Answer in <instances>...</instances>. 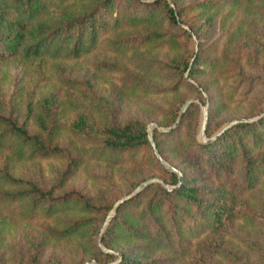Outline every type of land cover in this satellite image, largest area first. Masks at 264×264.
Wrapping results in <instances>:
<instances>
[{"label": "trees", "instance_id": "1", "mask_svg": "<svg viewBox=\"0 0 264 264\" xmlns=\"http://www.w3.org/2000/svg\"><path fill=\"white\" fill-rule=\"evenodd\" d=\"M238 4L264 6V0H0V59L12 56L31 65L43 60H74L100 48L132 56L136 73L123 71L122 89L148 92L151 86L140 75L155 77L165 70L173 82L153 87L171 94L159 124L171 127L176 121L188 96L179 92L188 87L189 95L208 104L204 132L210 138L217 112L237 103L233 90H224L227 87L217 74H235L250 86L253 77L240 75V60L253 55L256 61L259 50L264 56L263 37L257 47L226 45L217 55L205 54V45H212L216 32L215 10ZM193 10L196 19L188 16ZM182 23H187L188 29ZM224 31L227 29L220 34L225 36ZM193 34L198 39L197 49L184 52ZM155 47H166L172 54L152 56L149 52ZM57 105L53 96L29 100L23 117L14 108L6 109L0 100V150L12 161L59 157L65 160L63 179L89 154L107 158L112 164H118L113 161L117 159L122 163L128 155L140 156L136 164L148 162L158 169L142 180L159 174L175 185L167 188L150 181L126 198L101 232L100 242L109 249L105 251L98 244V235L106 213L102 218L89 214L102 205H93L77 191L55 193L54 186L14 176L0 166V208L20 218L41 217L59 224L60 228L52 229L54 233L82 246L77 264L90 259L106 264L116 258L113 264H213V258L234 262L224 248L228 229L236 220L251 226L263 224L247 207L246 199L264 178V116L238 121L217 137L199 141V105L190 102L175 125L153 133L161 157L180 170L179 179V174L164 167L154 154L144 120L130 116L119 123L111 111L101 117L81 111L68 124L81 145L65 144L61 142L63 126L58 122ZM262 112L261 100L259 107L244 116ZM68 213L73 217H67Z\"/></svg>", "mask_w": 264, "mask_h": 264}, {"label": "rangeland", "instance_id": "2", "mask_svg": "<svg viewBox=\"0 0 264 264\" xmlns=\"http://www.w3.org/2000/svg\"><path fill=\"white\" fill-rule=\"evenodd\" d=\"M169 1L172 3V0ZM179 1L187 2L188 0ZM195 12L196 10L189 11L188 16L192 17ZM215 12H217L216 32L212 38V45L210 43L205 45L206 55H217L226 45L237 47L240 46L239 44H243L244 46L257 47L260 45L261 37L264 39L263 5H228L215 10ZM188 21H192V19ZM181 26L187 28L188 24L182 23ZM222 29H227L224 31L225 36L220 34ZM183 43L185 42L183 41ZM197 43L198 39L193 34L192 43H189L188 50L186 43L184 52L190 53L193 49L196 50ZM243 52L246 55L244 47ZM149 53L161 58L172 54L171 51H167L166 47H155ZM253 57L250 55L246 60L243 57L240 60L243 67V72L240 75L253 77L250 86L240 76L239 79L236 78L235 74L226 72L217 74L221 76L218 79L219 82L225 83L227 87L224 90H233V100L237 103L235 105L227 104L217 112L212 122L215 131L210 137L229 121L235 120L233 123L235 124L238 122L236 121L238 118L257 116L258 114L253 116H244V114L253 112L259 107L261 100L264 110V56L259 50L256 61ZM131 60L132 56H120L103 48L74 60H43L35 61L31 65L23 63L17 57H6L0 59V100L6 109L14 108L16 109L14 112H18L24 117L27 101L35 102L44 96H53L55 104L58 103V122L63 126L60 131L61 142L65 144L81 145L80 137L68 129L71 118L81 111H85L93 117H101L105 114L108 116V111H111L114 119L119 123H123L130 116L140 118L147 123L148 139L149 134L153 138L154 129L164 131L170 127L161 125L158 121L161 111L166 107L171 97L170 93L157 91L153 87L168 86L173 81L165 70H161L155 77L140 75L151 86V90L148 92L122 89L120 77L124 74L123 71L136 73ZM102 63H111L112 66H105ZM118 68L122 71L117 70ZM189 80L197 84L194 79ZM189 94L191 92L188 87L180 90V96H188L180 108L179 114L188 100L194 98L199 100L190 102H197L199 105L197 137L199 141H204L201 139L200 131L203 107H206L207 122L208 104ZM203 95L207 94L203 91ZM113 104L116 105V109ZM180 117L178 115L176 120ZM174 123L172 125H175ZM28 124L33 130L30 120ZM206 138L209 137L205 134ZM154 154L156 155L155 152ZM135 158L128 155L121 160L122 163L117 159L113 161L118 164H112L107 161V158L96 159L93 154H89L83 157L82 163L74 173L63 179L61 173L65 167V160H61L59 157L12 161L4 150H0V166H5L11 174L24 179L41 181L46 187L54 186L55 193L77 191L87 197L93 205H102L101 209H92L89 214L96 218H102L106 213L104 220L113 211L117 201L142 182L151 180L158 181L167 188L175 186L165 182L159 174L142 180L145 174L154 173L158 169L148 162L136 164L140 163V156L134 160ZM163 161L165 165L161 163L164 167L173 170L170 168L172 165L169 162L164 159ZM173 171L180 172L177 168ZM133 194H129L128 197ZM246 205L256 216L261 218L263 224L251 226L236 220L228 229L230 234L224 235V248L229 251L235 261L213 258V264H264V178L248 192ZM72 215L73 213H68L67 217L71 218ZM53 228L60 227L52 219L41 217L24 219L7 212L5 208H0V264L79 263L82 246L73 241V238L54 233ZM102 249L109 250L104 246ZM113 253L117 254L116 251ZM173 253L177 254V251ZM185 255H188L187 252ZM116 260L117 258L106 264L115 263ZM84 264L93 263L87 260Z\"/></svg>", "mask_w": 264, "mask_h": 264}, {"label": "water", "instance_id": "3", "mask_svg": "<svg viewBox=\"0 0 264 264\" xmlns=\"http://www.w3.org/2000/svg\"><path fill=\"white\" fill-rule=\"evenodd\" d=\"M191 100H196V101H199L197 98H194V99H190L187 101L190 102ZM187 103H185L184 105V108L186 107ZM184 108L181 110L179 116L182 115L183 111H184ZM264 116V110L263 112L260 114V115H257L255 117H251V118H238L236 121H253V120H258L260 119L261 117ZM178 122V120H176V122L174 124H176ZM235 122V120H232V121H229L226 125H224L217 133H215L212 137L210 138H206L205 139V134H204V130H205V123H206V107H203V115H202V125H201V139L204 140V141H208V140H211L215 137H217L221 132H223L226 128H228L229 126H231L233 123ZM173 126V125H172ZM171 126V127H172ZM170 127V128H171ZM149 140H150V143H151V146L154 150V152L156 153L157 157L160 159V161L165 165V162L163 161L162 157L160 156V154L158 153L157 151V148H156V145H155V142L152 138V136L149 134ZM171 169L173 170H176V168H174L173 166H170ZM179 173V179H181V174L180 172ZM151 180L149 181H145V182H142L140 183L138 186H136L134 189H132L129 193L123 195L118 201L117 203L114 205V208H113V211L108 215V217L104 220L102 226H101V231L98 235V244L99 246L102 248V244L100 242V237H101V232L103 231V229L106 227L110 217L115 213V211L117 210V208L120 206V204L128 197L129 194H132V193H135L136 191H138L139 189H141L142 187H144L147 183H149ZM164 184L165 182L162 181ZM88 262H92L93 264H99L96 260L94 259H90L88 260ZM113 264V263H112Z\"/></svg>", "mask_w": 264, "mask_h": 264}]
</instances>
